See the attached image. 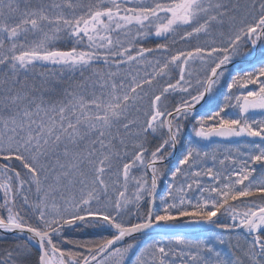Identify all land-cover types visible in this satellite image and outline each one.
I'll use <instances>...</instances> for the list:
<instances>
[{"label":"snow or ice","instance_id":"snow-or-ice-1","mask_svg":"<svg viewBox=\"0 0 264 264\" xmlns=\"http://www.w3.org/2000/svg\"><path fill=\"white\" fill-rule=\"evenodd\" d=\"M0 264H264V0H0Z\"/></svg>","mask_w":264,"mask_h":264}]
</instances>
